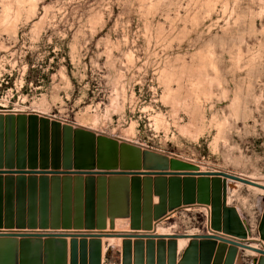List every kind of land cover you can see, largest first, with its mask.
Returning <instances> with one entry per match:
<instances>
[{"label":"rangeland","instance_id":"1","mask_svg":"<svg viewBox=\"0 0 264 264\" xmlns=\"http://www.w3.org/2000/svg\"><path fill=\"white\" fill-rule=\"evenodd\" d=\"M247 176L264 0H0V264H264Z\"/></svg>","mask_w":264,"mask_h":264},{"label":"bare ground","instance_id":"2","mask_svg":"<svg viewBox=\"0 0 264 264\" xmlns=\"http://www.w3.org/2000/svg\"><path fill=\"white\" fill-rule=\"evenodd\" d=\"M84 126V125H83ZM92 128V127H91ZM201 167V170L202 171H205L206 169H204V168H202V166H200ZM206 171H208V170H206ZM247 177H249L250 179H252V180H255V181H257V182H260V183H262V184H264V180H259L258 178L256 179V178H253V177H250V176H247ZM228 181L230 182H232L233 180H231V179H228ZM234 182H236V181H234ZM236 183H238V184H240V185H242V183L241 182H239V181H237ZM236 185V184H235ZM238 186V185H237ZM254 189L257 191V192H259V193H261V194H264V190L263 189H260V188H258V187H254ZM229 190H231L230 188H229ZM233 191H234V188H233ZM232 191V192H233ZM236 191V190H235ZM235 191H234V193H235ZM230 193V192H229ZM231 198L230 197H228V203H230L231 201ZM202 208H204V207H202ZM123 222H126V219H121ZM156 229V231H157V233H160V234H163V233H172V231L170 230V227H164V226H160V225H157V227L155 228ZM189 233H195V231H193V230H189L188 231ZM197 233V232H196ZM106 243L104 244V249L106 250V247L107 246H113V245H115L116 244V240L113 238V237H110V238H104L103 239ZM121 242H122V240H120ZM188 241H189V239L188 238H180V239H178V249H181V248H184L186 245H187V243H188ZM253 245V247H257L258 246V244L257 243H253L252 244ZM103 249V250H104ZM248 252H250L252 255H255V253L254 252H252V251H249L248 250Z\"/></svg>","mask_w":264,"mask_h":264},{"label":"water","instance_id":"3","mask_svg":"<svg viewBox=\"0 0 264 264\" xmlns=\"http://www.w3.org/2000/svg\"><path fill=\"white\" fill-rule=\"evenodd\" d=\"M30 121H32V120H30ZM133 161L135 162V161H137L138 160V154L137 153H134L133 154ZM173 163H177L176 161H173ZM230 178H233V179H237V180H241V181H244V182H248L247 180H244V179H240V178H238V177H234V176H229ZM218 181V180H217ZM216 180L214 181V183H218ZM259 186V185H258ZM198 200H200V201H198V202H200V203H203V201H204V198L203 199H198ZM196 201V198L193 196H190V197H186V198H184V200L182 201L185 205H190V204H192V203H194ZM181 201H179V202H177V204L176 205H180L181 203H182ZM238 237H241V235L240 234H238L237 235Z\"/></svg>","mask_w":264,"mask_h":264}]
</instances>
